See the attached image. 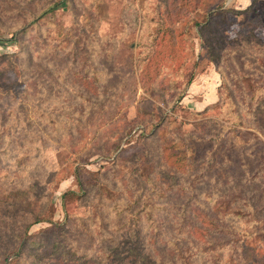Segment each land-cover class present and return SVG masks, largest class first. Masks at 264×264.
Returning a JSON list of instances; mask_svg holds the SVG:
<instances>
[{
	"label": "rangeland",
	"instance_id": "374dc122",
	"mask_svg": "<svg viewBox=\"0 0 264 264\" xmlns=\"http://www.w3.org/2000/svg\"><path fill=\"white\" fill-rule=\"evenodd\" d=\"M262 242L264 0H0V264Z\"/></svg>",
	"mask_w": 264,
	"mask_h": 264
},
{
	"label": "trees",
	"instance_id": "16d2710c",
	"mask_svg": "<svg viewBox=\"0 0 264 264\" xmlns=\"http://www.w3.org/2000/svg\"><path fill=\"white\" fill-rule=\"evenodd\" d=\"M59 3H57V4H55L54 6H57ZM54 6H52V7H50V8H48V9H46V10H44L43 12H42V15H44V14H46V13H48V11H50V9H52ZM244 11V10H243ZM241 12V11H240ZM237 14L239 13V12H236ZM254 19V18H253ZM76 179H77V181H78V183H81V181H80V179L77 177V174H76ZM82 184V183H81ZM21 200V199H20ZM215 206H217V209H221V211L222 210H224V211H227L228 209H229V202H223V203H217V204H215ZM216 209V208H215ZM239 212H241V208L239 209ZM24 245V242H22V244L20 245V249L22 248V246ZM262 246L264 245V243L262 242V244H261Z\"/></svg>",
	"mask_w": 264,
	"mask_h": 264
}]
</instances>
